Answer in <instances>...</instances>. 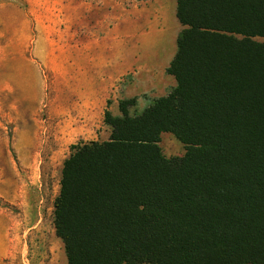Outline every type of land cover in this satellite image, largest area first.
<instances>
[{"label": "trees", "instance_id": "trees-1", "mask_svg": "<svg viewBox=\"0 0 264 264\" xmlns=\"http://www.w3.org/2000/svg\"><path fill=\"white\" fill-rule=\"evenodd\" d=\"M175 85L63 161L67 264H264V0H176ZM171 133L182 156L165 157Z\"/></svg>", "mask_w": 264, "mask_h": 264}, {"label": "rangeland", "instance_id": "rangeland-1", "mask_svg": "<svg viewBox=\"0 0 264 264\" xmlns=\"http://www.w3.org/2000/svg\"><path fill=\"white\" fill-rule=\"evenodd\" d=\"M130 3L0 0V264H67L53 223L63 161L109 137L104 113L120 100L134 97L137 115L175 85L173 8L126 25ZM159 146L185 153L171 133Z\"/></svg>", "mask_w": 264, "mask_h": 264}, {"label": "crops", "instance_id": "crops-1", "mask_svg": "<svg viewBox=\"0 0 264 264\" xmlns=\"http://www.w3.org/2000/svg\"><path fill=\"white\" fill-rule=\"evenodd\" d=\"M127 5H128V0ZM173 1V2H172ZM131 0L130 8L126 9V15L121 21L122 23L129 22V18L133 21H138L139 20V15L142 13L143 10H151L152 12L158 11L161 8H165L166 6L169 7V10L173 8V12H176V0ZM131 16H129L130 14ZM176 16V15H175ZM177 19V18H176ZM178 21V20H177Z\"/></svg>", "mask_w": 264, "mask_h": 264}]
</instances>
